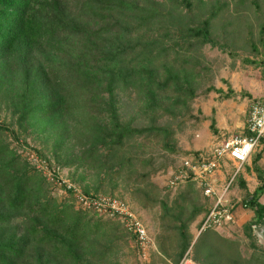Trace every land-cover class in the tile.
<instances>
[{"label": "trees", "instance_id": "16d2710c", "mask_svg": "<svg viewBox=\"0 0 264 264\" xmlns=\"http://www.w3.org/2000/svg\"><path fill=\"white\" fill-rule=\"evenodd\" d=\"M161 6L156 0H0V110L12 112L20 125L36 129L47 143L53 142L58 165L82 170L75 182L84 184L85 173H91L117 188L126 171L138 185L148 181L150 174L136 175L135 158L128 157V151L141 147L140 139L155 135L165 149L174 150V132L158 123L165 115L179 116L197 97L201 71L196 70L199 63L192 65L191 50L210 45L228 51L235 45L233 38L231 45L213 36L215 21L230 9L227 3L211 4L208 16L185 30L187 16L178 7L175 13ZM236 6L238 14L242 7L246 19L253 13L257 17L258 38L264 45L261 0H238ZM247 35L252 44V28ZM252 49L258 50L255 43ZM212 91L225 100L237 95L232 89ZM121 94L129 100L135 95L139 106L135 120H123ZM176 107L182 112L176 114ZM139 118L149 126H135ZM215 126L213 121L211 127L217 134ZM7 132L0 125V264H115L123 237L117 235L113 222L59 202L52 195L53 184L12 147ZM262 155L253 164L261 185L251 194L243 184V206L264 230ZM188 185L172 206L154 202L146 191L142 201L145 209L161 206L164 216L170 215L177 223V262L192 249L196 264H264V254L246 259L239 244L217 230L202 233L193 244L190 225L203 215L200 230L213 203L194 182ZM100 186L91 192L84 185V193L99 196V188L104 187ZM195 191L205 198L206 206L196 207L187 216V197Z\"/></svg>", "mask_w": 264, "mask_h": 264}, {"label": "rangeland", "instance_id": "374dc122", "mask_svg": "<svg viewBox=\"0 0 264 264\" xmlns=\"http://www.w3.org/2000/svg\"><path fill=\"white\" fill-rule=\"evenodd\" d=\"M156 1L162 4V10L175 12L178 7L179 12L183 16H187L188 24L184 25V30L190 25L199 24L202 18H206L211 4L216 1L221 4L227 3L230 9L224 11L215 21L213 36L221 44L227 42L232 45L231 39L233 38L235 45H232L228 51H222L210 45H206L200 50H195L194 48L191 50L193 52L192 65L199 63V67L196 70L201 71V77L197 81V97L189 103L187 110L182 112L180 107L173 109V111L177 110L176 114L180 112L182 114L177 117L165 115L158 123V126L167 127L171 132H174V150L165 149L163 140L155 135L148 139H140L137 143L141 147L136 146L131 151H128L127 156L135 158L133 169L136 175L150 174L148 181L138 185L135 183V176L129 178L128 171H126L124 176L119 179L117 188L103 178L98 180L91 173H85L84 176L88 180L84 184L75 182L74 179L79 180L82 170L76 172L75 167L63 168L58 165L54 155L53 142L47 143L46 138L40 135L36 129L26 124L20 125L18 117L14 116L12 112L7 111L5 108L0 110V125H4L9 129V132L6 133L8 141L13 148L19 151L24 159H28L37 169L40 168L39 170L53 184L52 195L59 202H66L73 205L77 210H81L77 205L75 194L67 192L64 185H73L84 193V185H89L91 192H93L95 188L102 187L100 185L103 184V189L99 188V196H110L108 194H113L124 198L141 216L148 228L152 242V245L147 250L142 249L134 237L122 231L123 227L120 224L122 222L118 221V219L99 217L105 221L113 222L115 228L118 229L117 235L123 237L119 241L121 251L113 258L115 264H182L187 257L196 264L192 249L177 262L176 256L180 251V246L178 247L179 240L175 226L178 225L173 222L170 215L164 216L161 206L150 209L143 208L144 191L152 194L154 202H168L169 206H172L180 195L187 192L189 188L188 183L177 188L171 187L173 171L183 158L188 155L187 153H190L185 149L192 146L199 138L218 135L211 127L213 121L216 122L215 129L218 131V120L222 124L229 123L232 126L247 123L252 106L256 102L264 101V45L260 43L258 38L259 22L254 13L246 19L247 15H241V7L239 9L240 14H238V6H236L238 0ZM185 1L190 2L191 5H186ZM261 3L264 11V1L261 0ZM243 10L247 14L251 13L246 6H243ZM250 28H252V32L255 35L253 43L256 44L258 50L252 49L253 43H250L251 40L247 35ZM174 36H177L176 39H178L179 34L174 33ZM180 44L182 46V42ZM177 50L184 52L180 48H177ZM251 62L255 64L253 65ZM210 88L222 90L225 93L232 89L237 95L232 99L225 100L217 92H209ZM173 96L175 97V94ZM135 99L134 94L131 100L128 99L127 95H120V113L126 122L135 120L133 118L138 116L139 106ZM172 103L173 101L167 102L166 106L172 105ZM135 126L147 127L149 123L139 118L135 121ZM263 140L260 148L253 156L254 159L260 152L264 153ZM55 174L59 179L54 177ZM243 184L244 181L240 185V189L243 192L242 203H239L240 205H237L236 208L238 207L250 213L243 206V200L246 198ZM254 186L255 183H252V187ZM246 189L247 191L249 190L247 187ZM235 200L237 201V199ZM262 202H264V198H262ZM203 206L205 207L206 205L201 193L191 192L185 204L187 216L191 215L196 207ZM202 218L203 215L190 225V234L194 238L193 244L199 237V224ZM218 232L223 238L237 242L242 255L246 259L251 258L254 254H264V230L255 224L254 216L252 221H247L243 225L235 223ZM163 250H166L168 254L166 255ZM169 254L171 256H168Z\"/></svg>", "mask_w": 264, "mask_h": 264}, {"label": "built area", "instance_id": "2783aa9c", "mask_svg": "<svg viewBox=\"0 0 264 264\" xmlns=\"http://www.w3.org/2000/svg\"><path fill=\"white\" fill-rule=\"evenodd\" d=\"M246 131L243 134H234L217 146L212 154L201 153L198 157L183 158L172 173V188L192 181L206 198L213 201L209 215L199 230V235L208 230L219 231L236 223L235 208L227 201L226 195L239 177L243 166L252 159L264 139V101L252 106ZM224 159L237 164V169L227 182L224 191L218 194L214 180L222 168L221 161ZM54 177L59 179L56 174ZM64 188L70 194H75L80 209L94 212L104 218L120 220L142 249L150 248L152 242L148 228L129 202L118 196H88L73 185H64ZM182 264L194 263L187 257Z\"/></svg>", "mask_w": 264, "mask_h": 264}, {"label": "crops", "instance_id": "0c3cea01", "mask_svg": "<svg viewBox=\"0 0 264 264\" xmlns=\"http://www.w3.org/2000/svg\"><path fill=\"white\" fill-rule=\"evenodd\" d=\"M218 123H219L218 124L219 131L217 133L218 135L216 136L211 135L207 138H199L195 141V143L192 146H189L185 150L188 152L193 151L195 153L200 152L202 154H212L213 150L221 143L231 138L234 134L245 133L247 128L246 122L238 126H232L229 123L222 124L220 120H218ZM253 164H254V158L252 157V159L243 166V169L239 177L237 178L236 182L233 184L228 194L226 195L227 201L230 202L232 206H234L235 208L234 216L237 225H243L247 221L253 220L254 215H252L253 214L252 212L248 213L247 211H243V209L241 210L238 207L236 208L237 205L238 206L240 205L239 203H242L243 192L240 189V185L243 183V181H244V185H246V187L249 189V192L251 194L254 193L261 185V182L258 178V174ZM221 165L222 168L214 180L215 188L218 194H221L224 191L227 182L234 175L237 169V164H235L234 162L228 159L222 160ZM259 166L262 168L264 172V153L262 155L261 161L259 162ZM239 183L241 184L238 185ZM252 183H255L254 187H252ZM262 198H264V196ZM206 199L207 201L213 203L212 200L208 198ZM235 199H237V201ZM262 203L264 204V202Z\"/></svg>", "mask_w": 264, "mask_h": 264}]
</instances>
